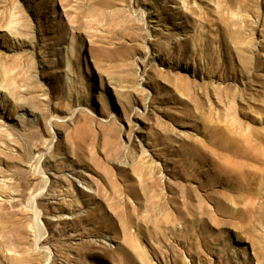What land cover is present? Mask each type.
<instances>
[{"label": "rangeland", "instance_id": "rangeland-1", "mask_svg": "<svg viewBox=\"0 0 264 264\" xmlns=\"http://www.w3.org/2000/svg\"><path fill=\"white\" fill-rule=\"evenodd\" d=\"M0 264H264V0H0Z\"/></svg>", "mask_w": 264, "mask_h": 264}, {"label": "bare ground", "instance_id": "bare-ground-1", "mask_svg": "<svg viewBox=\"0 0 264 264\" xmlns=\"http://www.w3.org/2000/svg\"><path fill=\"white\" fill-rule=\"evenodd\" d=\"M6 94V93H5ZM5 98V97H4ZM41 172H43V170L41 171ZM45 177V176H44ZM46 178H48L47 176H46ZM46 178H45V183H46ZM48 183H49V181L47 180V184L45 185V186H48ZM37 198H38V195L37 196H34L33 197V199H32V201H31V206H32V208H33V210H35V212L37 213V221L39 222V223H41L42 221H41V213L37 210V204H36V200H37ZM35 213V214H36ZM41 225H42V223H41ZM42 234H41V236H39V238H38V243L40 242V239L43 237V235L46 233V229H44L43 227H42ZM45 236V235H44ZM40 244V243H39Z\"/></svg>", "mask_w": 264, "mask_h": 264}]
</instances>
